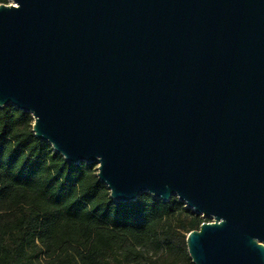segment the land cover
<instances>
[{"label": "water", "instance_id": "95a60500", "mask_svg": "<svg viewBox=\"0 0 264 264\" xmlns=\"http://www.w3.org/2000/svg\"><path fill=\"white\" fill-rule=\"evenodd\" d=\"M0 3V107L116 202L209 217L194 264H264V0Z\"/></svg>", "mask_w": 264, "mask_h": 264}, {"label": "trees", "instance_id": "16d2710c", "mask_svg": "<svg viewBox=\"0 0 264 264\" xmlns=\"http://www.w3.org/2000/svg\"><path fill=\"white\" fill-rule=\"evenodd\" d=\"M34 120L0 107V264H194L186 238L204 216L176 196L114 201L98 164L67 161Z\"/></svg>", "mask_w": 264, "mask_h": 264}, {"label": "rangeland", "instance_id": "374dc122", "mask_svg": "<svg viewBox=\"0 0 264 264\" xmlns=\"http://www.w3.org/2000/svg\"><path fill=\"white\" fill-rule=\"evenodd\" d=\"M10 1V0H9ZM10 3H11V1H10ZM204 221H213V219H211V218H209V217H204Z\"/></svg>", "mask_w": 264, "mask_h": 264}]
</instances>
